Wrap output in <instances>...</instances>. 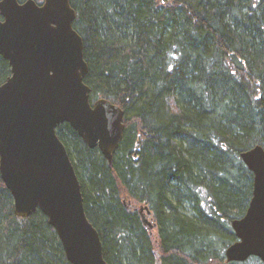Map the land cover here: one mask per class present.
<instances>
[{
  "label": "trees",
  "instance_id": "obj_1",
  "mask_svg": "<svg viewBox=\"0 0 264 264\" xmlns=\"http://www.w3.org/2000/svg\"><path fill=\"white\" fill-rule=\"evenodd\" d=\"M70 4L91 101L109 100L127 120L112 166L69 125L57 130L107 263L264 264L225 258L238 241L231 224L253 196L254 175L240 155L264 147V0ZM10 76L0 56V86ZM128 199L154 213L160 255L125 209ZM0 264H70L42 212L15 215L1 174Z\"/></svg>",
  "mask_w": 264,
  "mask_h": 264
},
{
  "label": "water",
  "instance_id": "obj_2",
  "mask_svg": "<svg viewBox=\"0 0 264 264\" xmlns=\"http://www.w3.org/2000/svg\"><path fill=\"white\" fill-rule=\"evenodd\" d=\"M0 56L11 76L0 86V174L14 200L15 215L41 211L55 229L70 264H107L98 232L87 219L82 189L57 135L69 125L107 161L122 139L125 113L108 100L91 103L84 42L74 29L70 0H1ZM254 175L246 216L232 222L238 241L228 263L255 257L264 263V149L240 155ZM140 209L145 226L155 228Z\"/></svg>",
  "mask_w": 264,
  "mask_h": 264
},
{
  "label": "bare ground",
  "instance_id": "obj_3",
  "mask_svg": "<svg viewBox=\"0 0 264 264\" xmlns=\"http://www.w3.org/2000/svg\"><path fill=\"white\" fill-rule=\"evenodd\" d=\"M1 1V0H0ZM45 1V0H44ZM44 4V2L41 4V5H43ZM1 15V14H0ZM2 17V16H1ZM2 20H3V18H2ZM86 61V60H85ZM87 63V62H86ZM89 67V66H88ZM89 74V73H88ZM88 76V75H87ZM87 78V77H86ZM86 78H85V80H86ZM86 84V83H85ZM98 100H101V99H98ZM98 100H96V101H98ZM105 100V99H104ZM90 101H91V94H90ZM95 101V102H96ZM109 101V100H108ZM95 102H92L91 101V103L93 104V103H95ZM112 103V102H111ZM114 104V103H113ZM114 105H116V104H114ZM116 106H118V105H116ZM118 107H120V106H118ZM121 108V107H120ZM123 110V109H122ZM124 111V110H123ZM125 113V112H124ZM64 125H67V124H64ZM62 126V125H61ZM122 126H123V132H122V139H121V141L119 142V145H118V148L116 149V151H115V153H114V155H113V160H112V162H109V161H107V163H108V165L109 166H112L113 165V162H114V160H115V158L117 157V155H118V153H119V151H120V149L122 148V144H123V142H124V139H125V134H126V130H128V127H127V120H125V116H124V120H123V123H122ZM59 128V127H58ZM58 130V129H57ZM58 135V134H57ZM78 135V134H77ZM78 137L83 141V139L78 135ZM83 143H84V141H83ZM85 144V143H84ZM86 146H87V148L89 149V150H93V151H97L104 159H106L105 157H104V155L102 154V152H101V150L99 149V147H97V148H94V149H92V148H90L87 144H85ZM65 146V145H64ZM257 146H260V147H262L261 145H257ZM65 148H66V146H65ZM263 149H264V147H262ZM66 150H67V148H66ZM67 152H68V150H67ZM244 153V152H243ZM68 154H69V152H68ZM69 157H70V155H69ZM71 159V158H70ZM72 161V160H71ZM73 163V162H72ZM74 165V164H73ZM75 168V167H74ZM76 172V171H75ZM77 175V174H76ZM77 177H78V175H77ZM78 180H79V183H80V186H81V189H82V183H81V180H80V178L78 177ZM82 195H83V193H82ZM252 198H253V196H252ZM84 199V198H83ZM251 201H252V199H251ZM251 201H250V203H249V206H248V209H249V207H250V204H251ZM133 203L135 204V205H137V207L135 208L134 206H133ZM124 207H125V209L129 212V213H136L139 217H140V219H141V221L143 222V224H144V221H143V219H142V217H141V214H140V209L142 208V206H138V204L137 203H135V202H133V201H131V200H124ZM84 208H85V205H84ZM146 208L148 209L147 211L149 212L148 214H147V212L145 211V213L147 214L146 215V218H150L151 217V219H154V213L150 210V208L148 207V206H146ZM248 209H247V212H248ZM14 212H15V207H14ZM37 212H41V211H37ZM36 212V213H37ZM247 212L245 213V215L243 216V218L246 216V214H247ZM35 213V214H36ZM85 213H86V211H85ZM34 215V214H33ZM32 215V216H33ZM86 216H87V214H86ZM48 219V218H47ZM87 219H88V217H87ZM242 219V218H241ZM89 220V219H88ZM148 220V219H147ZM237 220H240V219H237ZM235 221V220H234ZM48 222H49V220H48ZM90 222V221H89ZM91 223V222H90ZM92 224V223H91ZM93 225V224H92ZM51 226V225H50ZM144 226H145V224H144ZM231 226H232V224H231ZM52 227V226H51ZM94 227V226H93ZM94 229L98 232V234H99V237H100V240H101V242H102V239H101V236H100V233H99V231H98V229H96L95 227H94ZM145 229H146V226H145ZM233 229V228H232ZM55 230V229H54ZM57 233V232H56ZM58 236V235H57ZM151 239H152V241L154 242V239H153V237H151V236H149ZM58 239H59V237H58ZM59 241H60V243H61V240L59 239ZM158 241H159V237H158V235H157V241L156 242H154L153 244H154V251L156 252V255L158 256V255H160L159 254V243H158ZM61 245H62V243H61ZM63 246V245H62ZM102 246H103V244H102ZM103 256H104V253H103ZM104 260H105V258H104ZM106 261V260H105ZM107 262V261H106ZM108 264V263H107ZM157 264H161V261L159 262H157Z\"/></svg>",
  "mask_w": 264,
  "mask_h": 264
},
{
  "label": "rangeland",
  "instance_id": "obj_4",
  "mask_svg": "<svg viewBox=\"0 0 264 264\" xmlns=\"http://www.w3.org/2000/svg\"><path fill=\"white\" fill-rule=\"evenodd\" d=\"M133 206H134L135 208L137 207V205H135L134 203H133ZM138 206H139V205H138ZM189 208H190V207L186 205V210H189ZM144 214L147 215L145 212H144ZM146 219L149 220V222H150V224H151L152 226H153V225L156 226V227L153 228V229H152V228L150 229L149 226H146V229H147L149 235H150L151 237H153L154 242H156V241H157V235H158L157 223L155 222L154 219H151V217H150V218H146Z\"/></svg>",
  "mask_w": 264,
  "mask_h": 264
}]
</instances>
